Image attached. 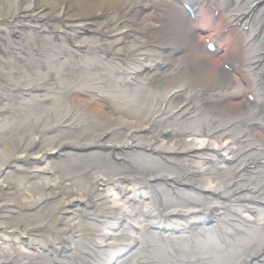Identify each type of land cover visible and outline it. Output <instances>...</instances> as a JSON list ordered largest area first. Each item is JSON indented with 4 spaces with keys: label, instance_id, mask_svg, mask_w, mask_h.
<instances>
[{
    "label": "bare ground",
    "instance_id": "bare-ground-1",
    "mask_svg": "<svg viewBox=\"0 0 264 264\" xmlns=\"http://www.w3.org/2000/svg\"><path fill=\"white\" fill-rule=\"evenodd\" d=\"M214 71H216L217 72V68L216 67H214ZM130 113H128V114H135L136 113V111L135 110H133V111H129ZM158 252V250H155L154 251V255L156 254ZM220 264H232L230 261H228V260H226L224 257H222L221 258V261H220Z\"/></svg>",
    "mask_w": 264,
    "mask_h": 264
}]
</instances>
